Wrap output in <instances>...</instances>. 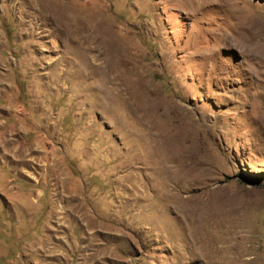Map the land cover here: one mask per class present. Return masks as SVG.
<instances>
[{
    "label": "rangeland",
    "instance_id": "obj_1",
    "mask_svg": "<svg viewBox=\"0 0 264 264\" xmlns=\"http://www.w3.org/2000/svg\"><path fill=\"white\" fill-rule=\"evenodd\" d=\"M0 264H264V0H0Z\"/></svg>",
    "mask_w": 264,
    "mask_h": 264
},
{
    "label": "bare ground",
    "instance_id": "obj_2",
    "mask_svg": "<svg viewBox=\"0 0 264 264\" xmlns=\"http://www.w3.org/2000/svg\"><path fill=\"white\" fill-rule=\"evenodd\" d=\"M78 21V20H77ZM92 28V27H91Z\"/></svg>",
    "mask_w": 264,
    "mask_h": 264
}]
</instances>
